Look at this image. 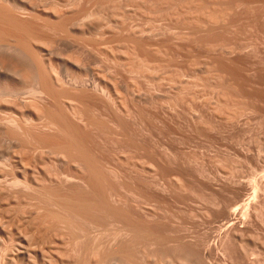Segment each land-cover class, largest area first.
Instances as JSON below:
<instances>
[{"label":"rangeland","instance_id":"374dc122","mask_svg":"<svg viewBox=\"0 0 264 264\" xmlns=\"http://www.w3.org/2000/svg\"><path fill=\"white\" fill-rule=\"evenodd\" d=\"M0 41V264H264V0H0Z\"/></svg>","mask_w":264,"mask_h":264},{"label":"bare ground","instance_id":"6f19581e","mask_svg":"<svg viewBox=\"0 0 264 264\" xmlns=\"http://www.w3.org/2000/svg\"><path fill=\"white\" fill-rule=\"evenodd\" d=\"M0 48H1V41H0ZM7 55H5L4 53L1 52V49H0V99H2L3 97L5 98H8V99H13L14 97H17L18 96V93H15L13 92L12 90L8 91V92H1V65L3 63H5L7 60L8 62L7 63H10V64H13V65H16V64H19V61L17 59H12V58H6ZM7 59V60H6ZM32 95H34L36 93L35 90L31 91L30 92ZM1 122V121H0ZM1 124V123H0ZM240 207V206H239ZM238 208V207H236ZM241 209V208H240ZM239 210V209H238ZM236 211V209H234V212ZM249 211V210H248Z\"/></svg>","mask_w":264,"mask_h":264}]
</instances>
